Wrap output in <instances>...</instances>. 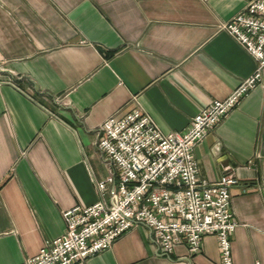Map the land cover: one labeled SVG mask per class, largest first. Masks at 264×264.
<instances>
[{"label":"crops","instance_id":"crops-1","mask_svg":"<svg viewBox=\"0 0 264 264\" xmlns=\"http://www.w3.org/2000/svg\"><path fill=\"white\" fill-rule=\"evenodd\" d=\"M249 0H0V264H23L66 229L64 210L99 198L109 175L98 126L141 107L165 132L253 73L256 58L218 26ZM261 80L194 146L199 174L232 170L233 264H264ZM160 251L145 223L73 264H219Z\"/></svg>","mask_w":264,"mask_h":264},{"label":"built area","instance_id":"built-area-1","mask_svg":"<svg viewBox=\"0 0 264 264\" xmlns=\"http://www.w3.org/2000/svg\"><path fill=\"white\" fill-rule=\"evenodd\" d=\"M218 28L227 30L256 58L253 73L223 98L201 106L181 130L163 131L139 106L105 118L98 126L97 143L111 167L109 175L97 181L99 198L67 207L65 231L45 240L23 264L83 261L141 222L167 255L182 243L189 253H197L204 234L215 233L219 264H233L231 233L239 222L234 218L230 187L239 179L232 170L212 180L201 176L194 146L261 80L264 0H249Z\"/></svg>","mask_w":264,"mask_h":264}]
</instances>
